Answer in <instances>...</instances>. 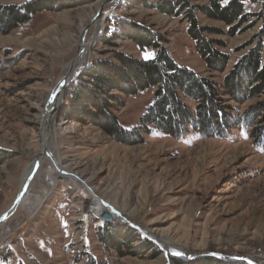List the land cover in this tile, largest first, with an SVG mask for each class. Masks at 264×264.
<instances>
[{"label":"rangeland","instance_id":"374dc122","mask_svg":"<svg viewBox=\"0 0 264 264\" xmlns=\"http://www.w3.org/2000/svg\"><path fill=\"white\" fill-rule=\"evenodd\" d=\"M27 1L0 0V5ZM98 1L59 0L53 10L34 14L10 32H0V151L5 153L0 163V216L16 201L25 170H34V153H40L42 167L50 165L42 118L81 46L77 43L84 32L80 26L90 19ZM263 7L264 0H246L248 12L260 13ZM102 12L105 24L91 44L92 58L72 75L75 80L61 97L56 154L77 161L81 170L85 167L96 179L89 185L96 187L97 196L125 220L95 215L86 219V211L93 206L83 204L79 190L62 179L36 212L29 216L26 206L13 216V234L0 236V264H85L89 256L105 264H190L205 256L264 264L255 257L264 258V148L254 136L239 129L226 137L193 133L176 138L155 131L139 142L119 141L91 114L65 115L69 88L92 61L114 60V51L141 59L154 56L153 49L142 50L126 37H114V44L101 42L105 34L112 38L117 20L140 23L164 37L177 63L223 86L234 64L260 41L264 44V13L251 19L255 22L251 28L244 25L236 35H208L224 40L219 48L229 55L226 69L218 71L207 67L182 16L133 5V0L108 1ZM199 22L227 30L202 14ZM92 26L91 21L86 24L85 36L91 37ZM154 93L155 88L132 96L113 90L102 97L114 104L119 121L133 128L140 124ZM113 95L118 101L111 99ZM222 98L240 117L264 101V94L243 102L229 94ZM40 168L31 174L29 187L34 190L42 187ZM105 222L134 231L132 247L125 246L124 254L99 239L97 230ZM157 238H168L167 244ZM167 246L184 250L186 257L173 256Z\"/></svg>","mask_w":264,"mask_h":264},{"label":"trees","instance_id":"16d2710c","mask_svg":"<svg viewBox=\"0 0 264 264\" xmlns=\"http://www.w3.org/2000/svg\"><path fill=\"white\" fill-rule=\"evenodd\" d=\"M59 3V0H29L20 5H0V32H10L34 14L53 10ZM139 4L185 18L198 53L209 69L218 71L226 69L229 55L219 48L225 45L224 40L208 35H236L244 25L251 28L255 23L250 22L251 19L264 13V7L260 13L248 12L246 0H133V5ZM199 14L221 22L227 30L201 25ZM116 27L112 38L105 34L100 41L114 44V37H126L142 50L153 49L154 56L141 59L123 51H114V60L92 61L69 88L67 98L70 104L66 116L91 114L107 134L119 141L139 142L155 131L176 138L193 133L226 137L234 129H239L254 136L264 148V101L239 117L222 98L223 94H229L243 102L247 97L264 94V44L261 41L234 64L225 76L223 86H219L209 77L177 63L165 46L166 39L151 29L125 19L117 20ZM150 88H155L153 100L142 114L140 124L133 128L125 127L112 110L114 104L102 97L110 95L113 90L132 96ZM110 97L118 101L117 96ZM4 155L0 151V163ZM97 231L99 239L120 254L125 253V246L128 249L132 247L135 236L132 229L105 222ZM85 264L105 263L89 256ZM190 264L244 263L205 256Z\"/></svg>","mask_w":264,"mask_h":264},{"label":"bare ground","instance_id":"6f19581e","mask_svg":"<svg viewBox=\"0 0 264 264\" xmlns=\"http://www.w3.org/2000/svg\"><path fill=\"white\" fill-rule=\"evenodd\" d=\"M108 1L111 2L115 0L98 1L96 10L93 11L90 19H88L87 22H83V24L80 26V30L81 31L84 30V32L83 34H81L82 37L81 35L79 36L77 43L78 45L81 43V46L79 50L77 51L76 56L73 59V61L70 63V65H68L65 68L63 76L58 81V85L56 86L54 90L53 101L48 105L47 109L44 112V115L42 118V124L44 126L42 140H43V146L46 147L45 148L46 151L49 152L51 156L50 165L46 167L44 166L42 167L40 165V158H41L40 153L38 152L34 153V157H35L34 160H36V165H35L34 170H32V168L29 167L24 172V182L22 184V189L26 187L27 188L24 189L23 195L21 196V199H20V204L23 202L21 205L24 204V206H28V208L32 210L31 215L40 208L41 204L44 203V200L47 199L48 195L52 192V189L55 188L62 179H65L68 183H70V186H73L75 189L79 190L81 197L84 199L83 204L91 203L90 205L93 206V208L90 207V209H88L87 211L85 210L87 212V215L85 216L86 219H90L91 215L100 216V217L117 216L120 219L124 218V217H121L120 212L114 213L111 207L104 204L105 202L103 203V200L99 196H97V194L94 191L96 187L94 188V187H91L92 185L91 186L89 185L91 183H94L96 179L95 177L91 175L89 176V173H87V171L84 170L85 167L81 170L80 165L77 163V161L75 163L73 162V160L69 159L68 156L56 154V152L59 151V144L56 140L58 136L57 130L61 126L60 125L58 127L56 119H57V115L61 107V97L65 90L64 85L65 83L74 79V76L77 70L79 69V67L82 64L90 61V59L92 58L91 44L93 43L99 30H101V28L105 24V19L101 18L102 16L100 15L103 13L102 12L103 6L107 4ZM99 7H100V11L98 12L97 8ZM90 21L92 22L93 29H95L91 37H89L88 35L85 36L86 28L89 27L90 25H88L86 28L85 26ZM64 37H65V40H67L66 41L67 45H69L68 35H64ZM57 39L60 41L59 36H57ZM73 74L74 76L72 78ZM38 167L39 168L41 167L39 178H40L42 187L40 188V190H32L34 192V194L32 195L30 194L32 186L29 187V182L31 179V174ZM72 170H74L78 174L71 172ZM83 176L85 177V179H83ZM13 209H14V206L12 205L8 210H6L0 216V236H5V234H7L8 232L7 228L11 224V220H9L10 219L9 216L12 214ZM163 239L157 238V241L167 244L168 238H163ZM168 247L169 246H167V248ZM255 257H258L259 262H264V258L262 256L255 255Z\"/></svg>","mask_w":264,"mask_h":264},{"label":"water","instance_id":"95a60500","mask_svg":"<svg viewBox=\"0 0 264 264\" xmlns=\"http://www.w3.org/2000/svg\"><path fill=\"white\" fill-rule=\"evenodd\" d=\"M74 80H75V77H74V79H72L71 81L65 83V85H64L65 90L67 89V87H68V86H69ZM26 188H27V187H26ZM26 188H24V189H26ZM24 189L20 190L19 195H18L16 201L12 204V205L14 206V208L18 205V203H19V201H20V199H21V196L23 195V191H24ZM119 220H120V221H123V220H125V219L122 218V219H119ZM145 231L147 232V229H145ZM167 251L170 252L173 256L186 257V255H187V254L185 253L184 250L179 249V248H177V247H175V246H174V247H168V248H167Z\"/></svg>","mask_w":264,"mask_h":264},{"label":"built area","instance_id":"2783aa9c","mask_svg":"<svg viewBox=\"0 0 264 264\" xmlns=\"http://www.w3.org/2000/svg\"><path fill=\"white\" fill-rule=\"evenodd\" d=\"M32 190H34L33 189V187L31 188V192H30V194H34V192L32 191ZM23 203V202H22ZM21 203V204H22ZM20 204V201H19V203H18V205L14 208V211H13V213L11 214V216H10V219L9 220H11L12 218H13V216L17 213V211L19 210V209H21V208H26V206H24V204L23 205H21ZM26 210H27V212H28V214L29 215H31V212H32V210H30V209H28V208H26ZM11 222H12V220H11ZM13 224H10V226L7 228V230H8V232H7V234H5V236H9L10 234H13V227H11ZM6 238H8V237H6Z\"/></svg>","mask_w":264,"mask_h":264}]
</instances>
